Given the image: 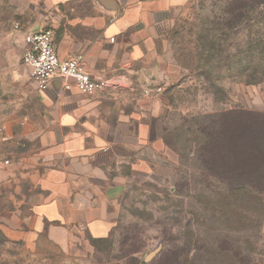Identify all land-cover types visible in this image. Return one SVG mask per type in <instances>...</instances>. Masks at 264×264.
I'll return each instance as SVG.
<instances>
[{
  "label": "crops",
  "instance_id": "1",
  "mask_svg": "<svg viewBox=\"0 0 264 264\" xmlns=\"http://www.w3.org/2000/svg\"><path fill=\"white\" fill-rule=\"evenodd\" d=\"M56 1L61 5L51 21L22 25V50L24 33L52 29L59 57L82 55L86 69L107 90L87 95L71 80L54 77L42 92L32 88L24 62L26 77H16L14 65L0 62L10 76L8 107H14L0 128L5 146L0 201L12 204L2 227L8 239L53 254L67 252L83 234L90 241L111 237L109 208L124 193L129 172L141 170L142 149L162 143L156 122L167 114L169 101L147 91L192 78L168 38L174 11L188 0H89L85 7ZM248 121L240 119L233 131H264L258 120ZM259 148L235 161L246 165V173L232 175L227 194L264 195V149Z\"/></svg>",
  "mask_w": 264,
  "mask_h": 264
},
{
  "label": "rangeland",
  "instance_id": "2",
  "mask_svg": "<svg viewBox=\"0 0 264 264\" xmlns=\"http://www.w3.org/2000/svg\"><path fill=\"white\" fill-rule=\"evenodd\" d=\"M88 1L72 3L85 7ZM251 3L188 0L174 11L168 38L175 50L194 54L199 39L207 51H215L201 63L199 73L205 77L154 90L169 101L167 114L156 122L162 143L142 149L141 170L129 172L124 193L109 208L111 237L96 242L83 234L65 253L34 251L5 235L2 221L12 204L4 199L0 264H264V195L227 194L232 175L246 173V165L234 161L251 154L246 151L251 148L235 154L238 145L227 144L222 132L237 117H262L237 116L231 110H264V16L250 11ZM60 5L55 0H0V47L6 55L0 62L14 65L16 77L28 71L14 26L47 23ZM5 68L0 69V128L14 108L6 99L10 76ZM260 135L264 148V132ZM3 151L0 144V155ZM133 251H138V262L130 256Z\"/></svg>",
  "mask_w": 264,
  "mask_h": 264
},
{
  "label": "built area",
  "instance_id": "3",
  "mask_svg": "<svg viewBox=\"0 0 264 264\" xmlns=\"http://www.w3.org/2000/svg\"><path fill=\"white\" fill-rule=\"evenodd\" d=\"M16 32L22 30L21 24L14 26ZM25 48L23 62L30 70V78L39 91H47L54 77L71 80L79 92L95 95L105 92L107 86L96 79L84 66L83 56L62 60L57 52L54 32L46 28L24 33ZM67 88H70L67 85ZM148 94L154 91H147Z\"/></svg>",
  "mask_w": 264,
  "mask_h": 264
},
{
  "label": "trees",
  "instance_id": "4",
  "mask_svg": "<svg viewBox=\"0 0 264 264\" xmlns=\"http://www.w3.org/2000/svg\"><path fill=\"white\" fill-rule=\"evenodd\" d=\"M249 2H252L251 5H250V11H256V10H259L260 11V14L259 15L260 17H263L264 16V0H248ZM180 52H178L179 56L182 57V64H184L185 68H187L191 74V79L193 78H203L205 77L204 74H200V70H202V67H201V63L202 61L205 62V60H207V58L211 57V54L210 52H213L215 51L212 47H210V49L207 51L206 50V47H204L202 45V43L200 42V40L198 39L197 43L195 44V48H194V54H191L193 53L192 51L193 50H189V49H179ZM177 53V52H176ZM206 53H209V54H206ZM194 55V56H193ZM192 58V59H191ZM190 66H193L192 68H190ZM231 114H234V115H237V116H245L246 111L242 110V109H236V110H231ZM261 115L262 117L258 118V124L263 126L262 124H264L262 118L264 119V114H259ZM240 118L237 117V121H239ZM236 123H241V122H236ZM236 123H231L230 125L227 126V129L226 131H222L225 133V138H224V141L228 144L229 142H232L233 141H237L239 142L238 143V146L236 147L235 150V154L237 152L241 151L240 149H246L247 146H249L251 149L250 150H246L250 153H254V152H257L260 150L259 146H262V142L263 140H260L261 139V135L260 133L261 132H264V131H260V128L258 127L257 131L255 130L254 133L252 132H238L240 134L237 135V132L233 131L234 128L232 127L234 124ZM222 126V124H219ZM260 126V127H261ZM264 129V127H263ZM237 135V136H235ZM220 138V141L222 142V135L219 136ZM240 140V141H239ZM257 146V147H254V146ZM264 149V148H263ZM231 151V150H230ZM233 157V156H232ZM237 157V156H236ZM235 159V157H233ZM235 162V161H234ZM0 233H2L0 231ZM109 239V238H108ZM104 240H107V239H104ZM104 240H92V241H96V242H100V241H104ZM138 253V251H133L131 253L130 256H132V259L136 262H138V259L135 257V255Z\"/></svg>",
  "mask_w": 264,
  "mask_h": 264
}]
</instances>
